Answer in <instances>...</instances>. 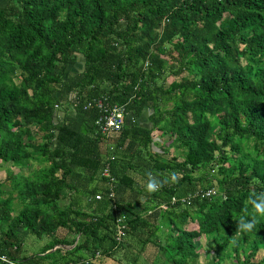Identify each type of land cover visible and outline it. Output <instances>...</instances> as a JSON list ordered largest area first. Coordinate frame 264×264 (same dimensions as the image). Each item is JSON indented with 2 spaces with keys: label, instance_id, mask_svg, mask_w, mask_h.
<instances>
[{
  "label": "trees",
  "instance_id": "trees-1",
  "mask_svg": "<svg viewBox=\"0 0 264 264\" xmlns=\"http://www.w3.org/2000/svg\"><path fill=\"white\" fill-rule=\"evenodd\" d=\"M102 97L126 108L109 136L97 125L104 111L88 107ZM0 161L32 167L0 181L10 261L190 264L205 238L207 264H264V221L238 227L264 192V0H6ZM150 176L160 182L151 192ZM209 189L216 196L172 204ZM30 236L50 241L27 256Z\"/></svg>",
  "mask_w": 264,
  "mask_h": 264
},
{
  "label": "rangeland",
  "instance_id": "rangeland-1",
  "mask_svg": "<svg viewBox=\"0 0 264 264\" xmlns=\"http://www.w3.org/2000/svg\"><path fill=\"white\" fill-rule=\"evenodd\" d=\"M174 80H175L174 76L168 77V82L169 83L173 82ZM155 150L159 151L160 148L158 147ZM173 153H174V150H173ZM175 154L176 155H180L179 152H175L174 155ZM167 157L169 158L170 156H167ZM31 170H32L31 166L27 167V168L24 167V168H21V169L20 168H14L13 169L12 167H9V165H7L5 163L4 164L0 163V181L5 183V181L7 179V175L10 172L14 171V172L22 175V174H29L31 172ZM136 178L140 181L141 184H146L145 179L141 175H136ZM12 184H13L12 182L4 184L3 190H7V189L9 190L10 188H12V186H13ZM204 186H206L205 183H204ZM122 192H120L119 194H121ZM219 195H221L220 192H219ZM15 196H16V194H15ZM121 197H122L123 200H127L128 201V200H132V199L138 198V195L135 194V193H131L128 190H125V192L122 193ZM21 209H22V205H21L20 201L15 198V202L13 204V210L15 212V215L20 213ZM6 227L7 226H5V228ZM188 228L191 229V230L195 229L196 225L191 223ZM49 241L50 240L47 237H43V238H37L36 236L28 237V239L25 242L24 248H23L24 249V254L27 255V256H31V255H34V254H40V252L49 243ZM202 243H203V250H202L200 259L198 261H193L190 264H207L208 261L211 259V255L212 254L210 253V251H209V253L206 252L207 243H206V239L205 238H203ZM154 255H155V251L152 248H149L145 256L148 257L150 260H153L154 259L153 258ZM263 258H264V251H261L257 255V257L255 258V261H260ZM101 264H118V263H116L115 261H113L111 259H104V260L101 261ZM223 264H235V261L234 260H229L227 262H224Z\"/></svg>",
  "mask_w": 264,
  "mask_h": 264
},
{
  "label": "built area",
  "instance_id": "built-area-1",
  "mask_svg": "<svg viewBox=\"0 0 264 264\" xmlns=\"http://www.w3.org/2000/svg\"><path fill=\"white\" fill-rule=\"evenodd\" d=\"M96 106L104 111L103 115L97 121V125L99 130L104 135H111L115 132H118L123 129V126L126 122V108L125 106L113 105L109 106L107 103V99L105 97L94 99L88 103V107ZM104 176L109 177L108 170L104 173ZM200 196L201 198H210L216 196L215 189H209L204 192H197L194 196H188L184 198H172V204H190L194 197ZM102 197L100 195L96 196L97 200H100ZM110 198H115V193L112 192ZM167 206L163 205L162 209H166ZM128 230L127 224L123 221L122 218L118 219L117 224V233L116 238L118 240H122L126 236V231ZM0 260L5 264H20L18 262L10 261L5 256H0Z\"/></svg>",
  "mask_w": 264,
  "mask_h": 264
},
{
  "label": "clouds",
  "instance_id": "clouds-1",
  "mask_svg": "<svg viewBox=\"0 0 264 264\" xmlns=\"http://www.w3.org/2000/svg\"><path fill=\"white\" fill-rule=\"evenodd\" d=\"M176 179L175 175L172 177ZM160 186L154 177L150 176L146 188L148 191H155ZM249 205L245 206L243 215L240 217L238 222L239 231L241 233H251L256 229V225L264 221V192L256 193L250 196Z\"/></svg>",
  "mask_w": 264,
  "mask_h": 264
},
{
  "label": "crops",
  "instance_id": "crops-1",
  "mask_svg": "<svg viewBox=\"0 0 264 264\" xmlns=\"http://www.w3.org/2000/svg\"><path fill=\"white\" fill-rule=\"evenodd\" d=\"M6 3V0H0V6H3Z\"/></svg>",
  "mask_w": 264,
  "mask_h": 264
},
{
  "label": "water",
  "instance_id": "water-1",
  "mask_svg": "<svg viewBox=\"0 0 264 264\" xmlns=\"http://www.w3.org/2000/svg\"><path fill=\"white\" fill-rule=\"evenodd\" d=\"M60 247V246H59ZM56 250V249H55ZM54 251V250H53ZM53 251H50V252H53ZM50 252H48V253H50Z\"/></svg>",
  "mask_w": 264,
  "mask_h": 264
}]
</instances>
